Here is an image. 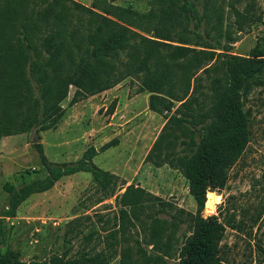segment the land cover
<instances>
[{
	"label": "trees",
	"instance_id": "16d2710c",
	"mask_svg": "<svg viewBox=\"0 0 264 264\" xmlns=\"http://www.w3.org/2000/svg\"><path fill=\"white\" fill-rule=\"evenodd\" d=\"M115 1L0 0V137L55 128L70 87L73 105L134 78L136 92L148 93V108L165 118L144 161L178 170L195 212L130 183L116 195L118 213L112 226H102L105 235L84 233L75 218L64 233L69 244L82 234L72 254L70 244L48 258L23 260L9 246L14 227L7 220L29 196L81 171L92 174L106 197L116 194L119 180L92 161L117 138L62 163L50 161L38 143L45 175L4 185L0 264H227L220 242L226 226L235 225L212 214L217 194L209 191L206 199V192L226 186L250 141L245 102L264 86V9L257 0H204L202 12L193 0H152L141 12ZM258 24L263 35L255 45L234 53L237 34ZM138 231L142 239L133 238Z\"/></svg>",
	"mask_w": 264,
	"mask_h": 264
},
{
	"label": "rangeland",
	"instance_id": "374dc122",
	"mask_svg": "<svg viewBox=\"0 0 264 264\" xmlns=\"http://www.w3.org/2000/svg\"><path fill=\"white\" fill-rule=\"evenodd\" d=\"M76 1L90 5L92 0ZM151 1L117 0L115 3L146 12ZM193 1H197L198 11L202 12L204 0ZM257 2L264 9V0ZM224 12H228L227 7ZM230 15L233 19L232 13ZM261 35L263 25L260 24L248 33H238L233 52L248 53ZM137 87L138 81L128 77L73 105L69 102L74 87H70L62 102L65 114L55 128L32 129L0 137V211L8 197L5 183L19 186L23 181L45 175L36 144L42 145L50 161L62 163L78 160L89 147L99 150L106 142L118 139L116 145L100 151L92 160L109 172L112 165L120 171V175H116L119 180L115 195L106 197L92 174L81 171L61 177L47 191L32 194L19 206L17 215L7 220L14 227L9 246L21 252V259L48 258L54 253H62L70 244L69 254H72L78 248L82 234L69 244L64 233L67 223L75 218L79 220L74 226L84 233L97 231L105 235L102 226H112L116 220L119 209L116 195L124 191L119 189L123 182L138 183L139 186L142 183L149 193L195 212L187 179L178 170L167 164L155 168L150 162L152 168L146 169L144 158L164 119L148 108V93H137ZM245 109L250 116V141L230 168L226 186L212 191L217 194L212 214L235 225L234 228L226 226L220 242V252L227 264H264V86L250 91ZM125 185L121 187L125 188ZM94 233L93 244L99 241L98 234ZM133 233V238L142 239V232ZM102 246L98 244L96 250ZM168 264H175L174 259H169Z\"/></svg>",
	"mask_w": 264,
	"mask_h": 264
},
{
	"label": "crops",
	"instance_id": "0c3cea01",
	"mask_svg": "<svg viewBox=\"0 0 264 264\" xmlns=\"http://www.w3.org/2000/svg\"><path fill=\"white\" fill-rule=\"evenodd\" d=\"M115 114H116V112H114V115H115ZM163 119H164V120H163V122H162V124H161V126H160V128H159V130H158V132L160 131L162 125H163L164 122H165V118H164V117H163ZM108 124H109V126L111 125L110 122H109ZM135 142H137V139H136ZM133 145L135 146V143H134ZM95 149L98 151V148L95 147ZM145 164H146L145 166H146V169H147V170H148V169L150 170V169L152 168V167H150L151 165H150L148 162L145 163ZM154 167H155V166H154ZM160 167H161V166H160ZM160 167H155V168H160ZM109 169H110V172H111V173H113V174H115V175H117V176L120 175V171L117 169V167L114 168L113 165H112ZM134 172H136V174H137V171H136L135 169H134ZM132 179H134V178H132ZM125 184L127 185V184H130V183H129V181H127ZM126 185H125V186H126ZM134 185H139V184H138V183H135ZM140 186H141V187H144V185H143L142 183L140 184ZM122 189L124 190L125 188L123 187ZM149 191H153V190H152L151 188H149Z\"/></svg>",
	"mask_w": 264,
	"mask_h": 264
},
{
	"label": "water",
	"instance_id": "95a60500",
	"mask_svg": "<svg viewBox=\"0 0 264 264\" xmlns=\"http://www.w3.org/2000/svg\"><path fill=\"white\" fill-rule=\"evenodd\" d=\"M214 190H215V188H214L213 186H211V187L208 188V190H207V192H206V199H207V197H208V192H209V191H214Z\"/></svg>",
	"mask_w": 264,
	"mask_h": 264
}]
</instances>
